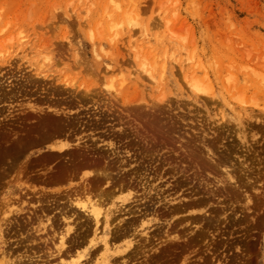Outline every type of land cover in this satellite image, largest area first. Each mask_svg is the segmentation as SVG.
<instances>
[{
	"label": "rangeland",
	"instance_id": "rangeland-1",
	"mask_svg": "<svg viewBox=\"0 0 264 264\" xmlns=\"http://www.w3.org/2000/svg\"><path fill=\"white\" fill-rule=\"evenodd\" d=\"M0 264H264V0H0Z\"/></svg>",
	"mask_w": 264,
	"mask_h": 264
},
{
	"label": "bare ground",
	"instance_id": "bare-ground-1",
	"mask_svg": "<svg viewBox=\"0 0 264 264\" xmlns=\"http://www.w3.org/2000/svg\"><path fill=\"white\" fill-rule=\"evenodd\" d=\"M103 172H101L102 174ZM104 175V173H103ZM106 176V175H105ZM108 176V174H107ZM109 178V177H108ZM123 185H120V187H122ZM92 200V198H91ZM75 205L77 207H80L81 209H83L84 211H87L89 212L90 215H92L95 220L98 222L99 219H100V216L102 215V209L99 207V205H97V203L95 202H92L90 201V198H86L84 201L82 200V198L78 199L77 201H75ZM84 213V212H83ZM71 228L69 227V229L67 230L66 234L65 235H62L61 237V244H60V247H59V252H61V250L63 249V247L65 246V240H66V236L71 232ZM73 232V231H72ZM105 247V246H104Z\"/></svg>",
	"mask_w": 264,
	"mask_h": 264
}]
</instances>
